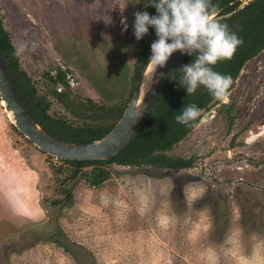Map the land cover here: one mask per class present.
<instances>
[{
  "label": "rangeland",
  "instance_id": "1",
  "mask_svg": "<svg viewBox=\"0 0 264 264\" xmlns=\"http://www.w3.org/2000/svg\"><path fill=\"white\" fill-rule=\"evenodd\" d=\"M149 1L0 0V13L38 93L67 89L97 104L113 97L94 86L129 88L134 14ZM57 69L66 88L45 75ZM46 97L49 113L74 119ZM263 128L264 47L243 63L227 99L168 151L192 160L189 168L105 164L112 176L98 188L81 175L72 182L71 165L19 134L0 99V264H211L209 249L219 264L254 253L264 264Z\"/></svg>",
  "mask_w": 264,
  "mask_h": 264
},
{
  "label": "trees",
  "instance_id": "2",
  "mask_svg": "<svg viewBox=\"0 0 264 264\" xmlns=\"http://www.w3.org/2000/svg\"><path fill=\"white\" fill-rule=\"evenodd\" d=\"M243 1L210 0V6L217 9V15L235 10L231 16L223 18L219 22L227 24L229 30L236 33L243 41L230 60H221L213 66L214 71L232 77V85L228 92L231 90L243 63L264 47V0H254L244 4ZM144 11L153 16L157 15V10L150 6V1L142 8L141 12ZM10 39L9 31L4 26L0 13V47L6 57L23 102L32 118L42 129L55 137L69 142L88 144L101 138L120 117L131 94L135 77L157 36L155 29L151 26L148 34L140 40H137L134 32H132L130 41H132L135 48L132 71L129 75L130 86L123 93H114L115 91L112 90L109 92L106 87L104 88L101 85L94 86L95 89L93 90L101 97L103 96V99L113 97V100H110L111 102L104 101L97 104L88 99L85 101L74 100L68 96L67 89L60 91L47 88L46 94L38 93L30 77L20 67L18 55ZM195 55V53L193 55L184 54L141 131L126 150L115 157L99 161L62 159L73 167L71 176L75 177L81 171V178L85 181V184L92 188H98L112 176V171L105 167V164L116 163L136 167L155 166L174 171L190 167L192 160L171 156L168 151L186 138L188 132L199 119L198 117L189 125L177 123L175 117L181 114V109L191 104H195L198 108L204 107L213 98L203 86H200L192 95H188L185 88L179 85L182 76L179 70L182 66L191 63ZM65 74L66 70L60 69H57L54 77L52 74L45 72L52 83H61L66 88L68 79L65 78ZM47 94L55 101L62 103L67 112L78 121L55 112L49 113L50 103L46 97ZM219 101L215 100L213 105ZM229 118L232 119V115ZM87 167H92V169L90 171L82 170ZM65 192L68 198L71 197L70 187H66Z\"/></svg>",
  "mask_w": 264,
  "mask_h": 264
},
{
  "label": "clouds",
  "instance_id": "3",
  "mask_svg": "<svg viewBox=\"0 0 264 264\" xmlns=\"http://www.w3.org/2000/svg\"><path fill=\"white\" fill-rule=\"evenodd\" d=\"M150 6L157 10V15L138 11L133 25L137 40L148 34L150 26L155 29L157 39L151 44L148 63L165 67L176 51L195 53L194 60L179 70L182 73L179 85L188 95L203 86L214 99L226 100L232 77L214 71L213 66L221 60H230L243 41L227 24L219 22L217 9L210 6V0H150ZM201 112L195 104L187 105L175 119L189 125ZM236 243L235 234L226 238V245L234 247ZM208 255L211 264H219L215 250L209 249ZM240 264H256L255 253L250 258H241Z\"/></svg>",
  "mask_w": 264,
  "mask_h": 264
},
{
  "label": "water",
  "instance_id": "4",
  "mask_svg": "<svg viewBox=\"0 0 264 264\" xmlns=\"http://www.w3.org/2000/svg\"><path fill=\"white\" fill-rule=\"evenodd\" d=\"M251 1L254 0H244L243 4ZM234 12L235 10L220 14L216 18L221 20L231 16ZM184 54L176 51L172 54L165 67L157 68L153 66L148 89L141 93L140 82L151 56L150 50L135 77L131 94L120 117L101 138L88 144L69 142L55 137L35 122L23 102L1 47L0 99L4 103V110L10 111L12 124L15 129L44 153L65 160L99 161L110 159L122 153L133 143L161 93L166 89L164 87L174 75ZM215 100L212 98L204 107L200 108L202 110L201 115L205 112V109L213 106ZM139 113L141 114L138 115ZM81 173L80 171L72 182L76 181Z\"/></svg>",
  "mask_w": 264,
  "mask_h": 264
},
{
  "label": "bare ground",
  "instance_id": "5",
  "mask_svg": "<svg viewBox=\"0 0 264 264\" xmlns=\"http://www.w3.org/2000/svg\"><path fill=\"white\" fill-rule=\"evenodd\" d=\"M152 68H153V65H150L148 63L147 66H146V69H145V71H144V73L142 75L141 82H140V91H141V93H144L146 91V89H148L147 87L149 86V84L151 82ZM1 104L4 106V103H3L2 100H1ZM6 112H7L8 116H9V118L12 121V117H11L10 111L6 110Z\"/></svg>",
  "mask_w": 264,
  "mask_h": 264
},
{
  "label": "flooded vegetation",
  "instance_id": "6",
  "mask_svg": "<svg viewBox=\"0 0 264 264\" xmlns=\"http://www.w3.org/2000/svg\"><path fill=\"white\" fill-rule=\"evenodd\" d=\"M57 71V70H56ZM55 71V72H56ZM51 74V73H50ZM53 77L55 76V73L52 75ZM65 78L67 79V77H66V74H65ZM67 82H68V80H67ZM69 83V82H68ZM208 110L210 109V108H207ZM208 110H205V112L204 113H206ZM203 113V114H204ZM202 114V115H203ZM189 168V167H188ZM10 210H8L7 209V207L5 206V205H3V212H2V214H3V216H10V212H9Z\"/></svg>",
  "mask_w": 264,
  "mask_h": 264
},
{
  "label": "built area",
  "instance_id": "7",
  "mask_svg": "<svg viewBox=\"0 0 264 264\" xmlns=\"http://www.w3.org/2000/svg\"><path fill=\"white\" fill-rule=\"evenodd\" d=\"M55 157V156H54ZM56 159L58 158V157H55Z\"/></svg>",
  "mask_w": 264,
  "mask_h": 264
}]
</instances>
